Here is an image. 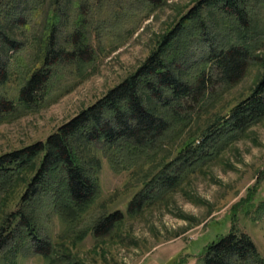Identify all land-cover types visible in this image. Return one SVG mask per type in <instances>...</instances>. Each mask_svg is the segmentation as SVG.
<instances>
[{"label":"trees","instance_id":"16d2710c","mask_svg":"<svg viewBox=\"0 0 264 264\" xmlns=\"http://www.w3.org/2000/svg\"><path fill=\"white\" fill-rule=\"evenodd\" d=\"M46 1L0 0V122L39 107L52 90L56 75L67 69L83 75L94 59L95 51L85 39L84 16L91 11L104 14L110 0H49L44 8ZM129 1L141 10L161 3ZM73 8L76 20L65 32L63 16ZM260 8H264V0H198L133 74L45 140L0 155V199L18 186L22 189L17 195V211L7 213L0 222V260L21 243L28 253L48 264H66L64 255L52 258V242L43 237L41 216L35 215L31 205L45 197L49 212L63 224L76 227L100 190L98 161H91L93 154L107 159L114 172L132 171L152 158L187 126L195 108L214 93L216 84L230 87L242 78L264 41L257 24ZM42 11L50 17L38 48L30 61L19 63L28 46L25 48V40L13 36L12 30L24 39L23 33L32 29ZM207 12L217 17V34ZM13 74L20 86L15 100L4 92ZM261 119L264 70L251 93L203 129L200 142L180 148L154 175L143 174L144 187L129 201L127 213L136 214L160 193L176 190L189 170L214 156L218 144L232 141L239 131ZM251 199L250 195L243 202ZM123 216L115 211L100 217L94 222L93 235L106 236ZM197 258V264H264L252 238L234 229L207 245Z\"/></svg>","mask_w":264,"mask_h":264},{"label":"rangeland","instance_id":"374dc122","mask_svg":"<svg viewBox=\"0 0 264 264\" xmlns=\"http://www.w3.org/2000/svg\"><path fill=\"white\" fill-rule=\"evenodd\" d=\"M197 1L161 0L156 7L141 10L129 0H110L104 14L87 13L85 39L95 51L93 61L84 68L83 75L73 69L56 75L52 90L39 107L19 111L0 122V155L45 140L133 74L161 37ZM75 11L73 8L63 16L65 32L76 20ZM49 14L42 11L32 29L23 33L24 39L12 30V35L25 40V48L28 46L21 52L19 63L30 61L35 54ZM206 16L217 34V17L210 12ZM257 24L264 32V8H260ZM254 57L236 84H216L214 93L206 95L195 108L187 126L137 168L114 172L107 159L94 153L91 161H98L100 190L76 227L63 224L49 212L47 198L35 201L31 208L41 216L43 237L52 242V258L55 254L64 255L66 264H197V257L207 245L234 229L249 235L264 259V119L239 131L232 141L218 144L214 156L189 170L176 190L160 193L136 214L127 213L129 201L144 187V173L154 175L160 165L174 159L180 148L200 142L199 136L210 122L252 92L264 70V41ZM19 87L13 74L4 92L15 100ZM21 190L18 186L0 199V222L7 213L17 211ZM250 195V203H244ZM115 211L123 213L122 221L106 236L95 237L94 222ZM23 245H14L2 256L0 264H48L28 253Z\"/></svg>","mask_w":264,"mask_h":264}]
</instances>
